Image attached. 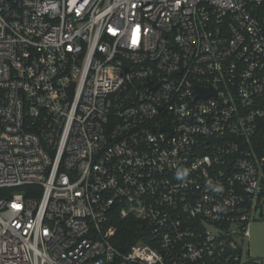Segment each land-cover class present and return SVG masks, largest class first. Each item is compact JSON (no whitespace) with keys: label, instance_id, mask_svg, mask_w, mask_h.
I'll return each instance as SVG.
<instances>
[{"label":"built area","instance_id":"2783aa9c","mask_svg":"<svg viewBox=\"0 0 264 264\" xmlns=\"http://www.w3.org/2000/svg\"><path fill=\"white\" fill-rule=\"evenodd\" d=\"M262 122L264 0H0V264L258 261Z\"/></svg>","mask_w":264,"mask_h":264},{"label":"rangeland","instance_id":"374dc122","mask_svg":"<svg viewBox=\"0 0 264 264\" xmlns=\"http://www.w3.org/2000/svg\"><path fill=\"white\" fill-rule=\"evenodd\" d=\"M249 230L250 237L245 239L241 263L252 257L264 264V213L257 220L250 222Z\"/></svg>","mask_w":264,"mask_h":264},{"label":"trees","instance_id":"16d2710c","mask_svg":"<svg viewBox=\"0 0 264 264\" xmlns=\"http://www.w3.org/2000/svg\"><path fill=\"white\" fill-rule=\"evenodd\" d=\"M255 146L257 147V151L259 154L264 155V122L261 123L258 135L255 138ZM142 222L135 219H129L126 224L129 227L128 231L135 232L141 228ZM250 264H261L259 261H254Z\"/></svg>","mask_w":264,"mask_h":264},{"label":"water","instance_id":"95a60500","mask_svg":"<svg viewBox=\"0 0 264 264\" xmlns=\"http://www.w3.org/2000/svg\"><path fill=\"white\" fill-rule=\"evenodd\" d=\"M197 91H198V94L200 96H208L209 94H212V93L215 92L213 89H206V90H204V89H201V88H198ZM260 212H261L260 214L263 215V213H264L263 206L261 207Z\"/></svg>","mask_w":264,"mask_h":264},{"label":"clouds","instance_id":"9594fccd","mask_svg":"<svg viewBox=\"0 0 264 264\" xmlns=\"http://www.w3.org/2000/svg\"><path fill=\"white\" fill-rule=\"evenodd\" d=\"M185 176H187V171H182V172L178 173V178H182V177H185Z\"/></svg>","mask_w":264,"mask_h":264}]
</instances>
